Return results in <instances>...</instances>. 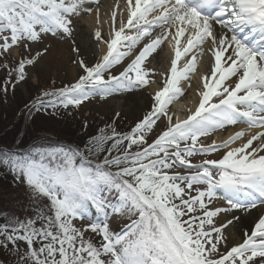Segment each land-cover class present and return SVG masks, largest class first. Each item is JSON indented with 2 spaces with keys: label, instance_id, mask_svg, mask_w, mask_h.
<instances>
[{
  "label": "snow or ice",
  "instance_id": "snow-or-ice-1",
  "mask_svg": "<svg viewBox=\"0 0 264 264\" xmlns=\"http://www.w3.org/2000/svg\"><path fill=\"white\" fill-rule=\"evenodd\" d=\"M91 4L99 0H0V57L43 33L71 37L73 18L91 13ZM96 13L99 23L98 8ZM94 37L107 49L100 60H79L84 74L43 92L51 99L38 98L32 107L79 108L92 96L147 87L155 83L150 58L166 42L174 51L169 72L150 110L127 133L112 128L84 151L64 145L23 156L0 150V165L34 199L48 201L34 217L0 224V247L13 246L16 264H264V215L235 246L227 248L225 235L238 214L264 205V0H125L119 18L111 12L108 34L97 27ZM206 53L211 63L197 86L196 106L173 123L169 106L184 94L182 81L192 86L190 77ZM35 62L21 59L9 76L15 71L23 81L26 66ZM117 65L122 69L113 74ZM10 86L9 79L2 90ZM162 118L165 129L149 143ZM240 124L246 129L220 143L201 139ZM107 141L112 146L105 149ZM216 152L219 158L192 162ZM181 168L184 173L173 171ZM117 215L131 220L119 233L110 227ZM77 220L89 223L77 227ZM89 231L101 237L99 244L86 238ZM20 241L27 245L23 252Z\"/></svg>",
  "mask_w": 264,
  "mask_h": 264
},
{
  "label": "rangeland",
  "instance_id": "rangeland-1",
  "mask_svg": "<svg viewBox=\"0 0 264 264\" xmlns=\"http://www.w3.org/2000/svg\"><path fill=\"white\" fill-rule=\"evenodd\" d=\"M104 1L108 0H99V2ZM93 5L94 4H91L90 6L93 7ZM84 14L85 13L82 12L79 17L73 18V32L71 39L69 37H65L62 33H57L56 35H52L51 33H43L41 34L40 40L35 42L21 43L19 46L14 47L6 56L0 57V65H8L7 68L0 66V83L2 86L1 90L5 82L9 79L11 80L12 84L15 85L14 87H8L7 92H4L2 90V92L5 93V99L8 102L9 106H14V101L16 102V100L18 101V99L22 97L25 100H28L30 98L29 105L31 106L36 103L38 98L48 101L51 98L43 97V92H51L66 85H71L79 79L80 75L84 74L78 61L82 59L86 64L91 65L88 63L87 59H90V57L94 55L93 48L91 47V42H88L87 44V40L79 37L80 27L76 23L78 20L81 19L80 17ZM87 37L90 38L89 35H87ZM69 42H71V44L75 46V51L77 52L79 57H77V61H74L73 64L70 63L68 64V66H65V69L62 71L60 67L56 65V60L62 59V56H65V53H69V55L70 53H72L71 51H69V48L71 46ZM85 44L88 45V50L84 48ZM62 45H67L68 49H66V52L64 51L65 49L62 48ZM45 49H47V51H45ZM37 53H40V55L37 56ZM95 55H97L96 51ZM43 57H45L46 59L45 67L41 65ZM154 57L155 54H153V57L150 58L149 67L155 70V74L152 77V79L155 80V83L147 87L135 89L131 92L125 91L114 93L113 95L108 96L106 98L100 95L92 96L83 104H81L79 108L69 106L67 109H65L62 106L58 105L56 108L48 106L46 108H39V110H37V108L32 107L31 110H35L33 112V115L35 114V112L43 114L46 119H50L52 124L50 123V127H45L42 123H38L36 126L40 130H45L48 132L29 133V137L35 138L36 144H29V146L25 149L27 153L18 155L23 156L25 154H28L34 148L48 149L59 145L70 146L72 148H77L81 151H84L87 147L91 146L90 141L92 140V138L98 137L102 134H110L112 128H114L117 133L129 132L134 127V125L143 118L144 115L143 113H141V111H139L138 107H135L133 104H129L128 102H126L127 96L138 94L140 93V91L149 89L151 86H154L156 83L160 82V80L163 81L165 75L169 72V69L162 70L160 67H154ZM27 58H35L36 62L32 65L26 66L25 79L23 81L17 82L16 72L12 71L11 76H9V70L15 69L21 59ZM127 62L128 59L126 58L124 63L126 64ZM122 66L123 65L115 66L111 70L112 73L118 74V72L122 69ZM68 67L76 68L79 70L78 78L71 76L68 71L70 68ZM25 106L26 104L22 105V107L24 108L23 111L26 110ZM183 109L181 110L182 113L184 115L188 114L189 108L185 110ZM20 110L22 111L21 106ZM116 113H119V116H117ZM169 114L171 115L170 111ZM25 119H27V115H25ZM31 119L33 120L34 118L31 117L30 121ZM165 127L166 118L158 120L153 128V131L147 136L148 142L151 143L152 140L162 130L165 129ZM229 129L230 126H227L225 129L218 130L217 132L219 133L215 132L212 133L210 136L202 137L201 139L203 142L204 140H206V142H204L205 144H211L216 135L220 134L221 137L224 134L227 135ZM50 131H55L56 134L55 132L52 133ZM57 133L62 134L63 138L65 136H71V139L65 138V143H59L57 142ZM111 146L112 141H107V143L104 145V148L108 149L111 148ZM113 154H115V152ZM104 155L105 153H100V159H102ZM220 155V152H216L208 157L197 155L192 157L191 159L193 163H198L201 159H215L219 158ZM90 159H95V157H90ZM0 171L5 172L0 174L7 175V177H5L6 180L2 179L3 188L2 190H0V200L3 203L4 201L8 203L9 218L15 216L20 218L21 220H24L26 218L34 217L36 215L37 209H45V211L47 210L48 201L46 198H40L39 200L34 199L31 195V190L22 181L16 180L7 167H3V165H0ZM173 171H180L181 173H184L185 169H174ZM115 195L116 194L114 192L111 193V197L113 199L115 198ZM23 201L27 205L24 209L19 208V205L17 203ZM219 202L223 204V201ZM29 206L32 208L31 213V210H29ZM260 208L264 209V205L258 206L256 209H253L250 213L238 214L241 215V219L237 221L236 224L238 225L237 227L239 231H241V229H243V227L252 219L257 218L258 221L259 215H261L260 213H258ZM93 215H95L94 209ZM130 222L131 220L128 218L127 215H117L110 218V227L113 231L119 233ZM39 223L40 222L37 221L38 226ZM74 223H76L77 227H83L84 225L89 223V221L77 220ZM85 235L86 238L92 239L97 244H99L101 241V237L98 234L89 231ZM225 235L227 236L226 233ZM18 245L20 251L22 252L27 247V245L23 241L18 242ZM232 246H235L234 241L228 238L227 248H231ZM12 248L13 246L11 244H9L7 247H0V264H16V253L12 251ZM227 248L222 246L220 250L221 252H224L227 250Z\"/></svg>",
  "mask_w": 264,
  "mask_h": 264
},
{
  "label": "bare ground",
  "instance_id": "bare-ground-1",
  "mask_svg": "<svg viewBox=\"0 0 264 264\" xmlns=\"http://www.w3.org/2000/svg\"><path fill=\"white\" fill-rule=\"evenodd\" d=\"M117 0H108L104 2H99L98 6L96 4L93 5V11L91 13H85L83 16H81L80 20L77 21L76 24L80 27V38L87 40L86 43L91 42V47L93 48L94 55L90 57V59H87L89 64H94L100 60L103 54L106 53V46L99 44L95 37H94V31L97 27H100L102 30V33L104 35L108 34L109 31V24H110V14L113 10H116L118 12V18H119V12L124 9L125 6V0H119V8H116ZM97 6V7H95ZM99 9L100 14V22L97 23V13L96 9ZM126 15V14H125ZM155 35V33H153ZM89 35L90 38L87 37ZM71 39V37H69ZM70 43L69 51L72 53H65V56H62V59L56 60V65L60 67V69L63 71L65 69V66H68L70 63H74V61H77L78 54L75 51V46ZM143 43V42H142ZM66 46V47H65ZM85 49L88 50V45H84ZM141 45H138L133 51L134 53L139 51ZM162 49H158L157 53H155V63L154 67H160L162 70L170 69V61L174 57V51L168 47L167 42L165 45L161 46ZM60 48V47H59ZM62 48L65 49L66 52L67 45H62ZM55 49V48H54ZM95 51L97 55H95ZM88 55V53H87ZM46 57V56H45ZM43 57L41 61V65L44 67L46 66V59ZM128 60L131 59V57L127 58ZM183 63V61L181 62ZM211 63L210 54H205L203 59H201L198 62L197 65V71L194 75L190 77L191 87L188 86V81H182L181 86L184 88V94L181 95L177 100H175L172 105L170 106V113L173 115V122H175L176 117H179L181 120L186 119L187 116L190 114H183L182 109L185 110L187 108H195L196 102L198 100V85L201 83V77L202 74L206 72V69L208 65ZM48 66V65H47ZM70 68L68 71L71 74L72 77L78 78L79 76V70L76 68ZM163 84V81L160 80V82L156 83L154 86H151L147 90L140 91L138 94L134 95H128L126 102L129 104H133L135 107L139 108V111L143 113V115H146L147 112L150 110V105L152 103L151 97L153 96L154 92L159 89ZM246 125L240 124V125H232L230 126V129L226 134H224L222 137L219 135H216L214 137V140L217 143H220L221 141L228 138L229 135L233 134L234 132L246 129ZM252 132L258 131V129H251ZM217 132V131H216ZM215 133V132H214ZM219 133V132H217ZM224 137V138H223ZM206 142V140H204ZM234 146V145H233ZM220 203V202H219ZM222 205V203H220ZM262 216L264 215V209L259 210V212ZM223 215V214H222ZM219 220V218H217ZM258 222L257 218L252 219L250 222H248L241 231L238 229L237 222H235V227L232 225H229L227 229H225V233L227 236L234 241V244H238L243 241L244 239V233L245 232H251L254 230L255 223Z\"/></svg>",
  "mask_w": 264,
  "mask_h": 264
},
{
  "label": "trees",
  "instance_id": "trees-1",
  "mask_svg": "<svg viewBox=\"0 0 264 264\" xmlns=\"http://www.w3.org/2000/svg\"><path fill=\"white\" fill-rule=\"evenodd\" d=\"M1 83H0V150L5 151H12L18 154L27 153L25 150L26 147L33 144H36L35 138L29 137V133H44L48 132L45 130H40L36 125L38 123H42L45 127H50L52 122L48 118L46 119L43 114L35 112L33 115L34 109L31 110L32 106L29 105V99L25 100L23 97L14 101V106L8 105V102L5 99V93L1 90ZM21 97V96H20ZM26 110L23 111L22 105H25ZM20 106L22 108V111L20 110ZM25 115H27V119H25ZM34 118L33 120L30 118ZM30 122H29V121ZM55 120V119H54ZM51 123V124H50ZM23 131V133H22ZM31 131V132H30ZM55 132V131H50ZM56 134V132H55ZM58 134V133H57ZM57 142L59 143H65V138H70L71 136H65L63 138L62 134L57 135ZM5 167V166H3ZM0 173H5L1 172ZM5 177L7 175L0 174V190L3 188V180H6ZM19 205V208H26V203L23 202H17ZM30 213L32 212V208L29 206ZM8 203L4 201V203L0 200V224L6 223L9 219V213H8ZM28 213V211H27ZM38 226V225H37ZM0 239H3L0 237ZM1 252V251H0ZM1 259V256H0Z\"/></svg>",
  "mask_w": 264,
  "mask_h": 264
}]
</instances>
